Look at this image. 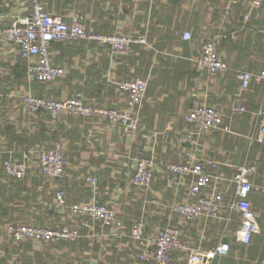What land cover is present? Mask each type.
I'll list each match as a JSON object with an SVG mask.
<instances>
[{
	"label": "crops",
	"instance_id": "0c3cea01",
	"mask_svg": "<svg viewBox=\"0 0 264 264\" xmlns=\"http://www.w3.org/2000/svg\"><path fill=\"white\" fill-rule=\"evenodd\" d=\"M45 9L61 15L79 13L87 30L100 34H144L148 45H134L127 56L112 57L105 47L85 41L53 42L49 55L64 75L52 83L38 81L26 71L29 61L17 47L0 40V264H153L138 258L139 243L128 235L133 221L143 222L148 238L166 226L201 250L222 245L223 264H264V139L257 142L254 112L264 104V78L251 80L242 90L240 71H264V1L249 11L247 0L233 10V19L222 23V0H41ZM250 13L241 27L242 13ZM30 14L29 0H0V29L15 17ZM237 29V38L218 39L220 58L227 70L213 81L194 72L192 59L201 42ZM191 38L185 41L183 32ZM135 77L147 79L139 124L135 133L124 135L117 125L94 118L61 115L52 121L46 113H27L20 97L30 93L43 98L64 99L80 93L84 101L123 109L125 95L117 82ZM192 101L224 113L230 132L205 133L194 150V162L206 157L219 162L207 169L213 176L202 193L215 189L222 194V207L215 218L186 222L171 213L169 205L186 202L188 183L175 190L163 171L166 163H182L180 138ZM243 105L246 112L231 115L228 108ZM60 143L67 162L64 177L51 179L32 168L21 179H7L1 162L35 147ZM154 159L156 169L145 189L132 185L135 161ZM253 166L248 198L258 221V233L248 245L236 240L240 214L230 211L236 199L230 181L234 167ZM96 177L95 187L85 177ZM62 190L67 206L83 205L97 198L116 210L123 222L122 236L94 223L92 230L79 227L77 216L58 205L55 192ZM24 223L55 228L68 223L78 228L74 241L14 242L4 233L7 224ZM187 253L175 252L168 264H185Z\"/></svg>",
	"mask_w": 264,
	"mask_h": 264
},
{
	"label": "built area",
	"instance_id": "2783aa9c",
	"mask_svg": "<svg viewBox=\"0 0 264 264\" xmlns=\"http://www.w3.org/2000/svg\"><path fill=\"white\" fill-rule=\"evenodd\" d=\"M243 0H222V23L233 19V10ZM264 0H247L249 11L261 7ZM30 14L26 17H15L0 29V40L17 47L21 58L29 61L26 71L38 81L52 83L64 75L61 67L52 64L49 55V46L53 42L68 43L85 41L97 46L105 47L112 57L127 56L134 45H148L144 34H100L87 30L83 18L79 13L69 15L67 20L61 15L49 13L41 0H29ZM245 12L239 16L238 21L243 27L249 20L250 13ZM182 38L187 41L191 38L189 32H183ZM237 38V29L222 33L218 36L205 39L198 48V54L193 57L194 72L206 75L213 81L219 74L226 72L227 64L220 58L218 39ZM242 90L248 88L250 81L256 82L264 78V71L251 74L240 71L237 75ZM120 92L125 95V108H107L88 103L80 93L70 98L56 99L43 98L30 93L21 95L22 108L29 114L46 113L52 121H57L61 115L94 117L112 125L120 127L124 135L135 133L139 124L138 112L143 103L147 88V79L135 77L131 80L116 83ZM231 115L246 112L243 105H232L228 108ZM224 113L214 107L192 101L186 115V127L181 135V154L186 160L182 163H166L163 171L169 176L172 187L177 191L183 183H188L187 195L189 199L183 203L169 205L171 213L177 214L182 220L189 222L198 218H215L222 207V194L215 189L203 194L202 190L213 178L207 169H216L219 162L213 157H206L200 163L194 162V150L199 139L205 133L216 131L230 132L229 126L224 123ZM256 136L251 140L261 142L264 139V104L255 112ZM64 149L56 142L51 147H35L23 151L18 158L8 157L1 162L3 175L7 179H21L34 168L37 173L51 179H61L66 170ZM156 169L153 158L140 157L136 159L131 177L133 186L145 189L149 186L152 175ZM255 168L248 165L234 167L230 181L235 186L236 199L230 204V211L240 214V228L236 240L248 245L253 235L258 233V221L253 211L248 195L252 189L249 177ZM85 182L95 187L96 177H85ZM264 195V186L258 187ZM58 205L68 207L77 216L79 227L94 228V223L110 229V235L119 239L124 229L123 222L116 210L102 204L97 198L77 205L67 206L62 190L55 192ZM4 233L17 243L30 241L55 242L59 240L74 241L80 236L78 228L68 223L55 228L29 225L24 223H10L4 227ZM129 237L139 243L138 258L143 262L153 264H168L171 255L175 252L187 253L185 264H223L214 261L226 254L222 245L211 249L201 250L192 247L180 237V231L172 226H166L156 231L148 238L143 237V222L133 221L128 229Z\"/></svg>",
	"mask_w": 264,
	"mask_h": 264
}]
</instances>
